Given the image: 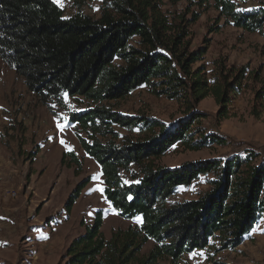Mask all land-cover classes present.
Returning a JSON list of instances; mask_svg holds the SVG:
<instances>
[{
	"label": "trees",
	"instance_id": "1",
	"mask_svg": "<svg viewBox=\"0 0 264 264\" xmlns=\"http://www.w3.org/2000/svg\"><path fill=\"white\" fill-rule=\"evenodd\" d=\"M103 1L99 17L93 18L79 12L64 17L53 0H0V60L43 104L52 100L64 105L65 96H82L93 104L70 112L68 120L87 134L76 136L101 168L105 200L124 218L140 216L139 225L118 228L106 238L98 211L93 224L66 248L64 264H160L165 259L176 264L182 254L207 247L215 236L223 248L238 245L264 215V159L254 163L257 155L250 150L243 157L200 159L177 167L160 166L155 159L177 142L189 150L210 142L224 145V138L193 128L205 114L192 104L211 96L218 106L216 119L229 118L232 102L251 78L259 85L250 115L258 119L264 111V77L222 60L213 63L210 73L202 64L194 66L207 46L188 49L189 20L164 13L162 0ZM211 1L232 25L248 32L262 29L264 6L241 11L232 0ZM140 86L156 96L182 100L188 115L167 125L99 104ZM114 125L137 129L139 137L117 143ZM63 156L77 166L74 152ZM130 164L138 175L127 183L120 170ZM200 174L214 176L207 192L166 203L178 187ZM77 192L76 186L66 201L68 210ZM148 241L153 244L144 254Z\"/></svg>",
	"mask_w": 264,
	"mask_h": 264
},
{
	"label": "rangeland",
	"instance_id": "2",
	"mask_svg": "<svg viewBox=\"0 0 264 264\" xmlns=\"http://www.w3.org/2000/svg\"><path fill=\"white\" fill-rule=\"evenodd\" d=\"M64 17L77 12L97 18L103 0H53ZM237 9L248 11L264 6V0H232ZM161 9L170 15H183L189 35L188 49L207 46L201 62L208 73L216 60L227 66H245L264 77V25L261 30L245 31L219 15L213 2L199 0H162ZM194 15L195 20H191ZM246 88L232 102L229 118L218 121V106L206 96L193 110L205 115L193 126L203 135L215 134L225 139L224 145L207 143L199 150H189L179 142L172 145L155 163L177 167L200 159L243 157L245 151L256 153L254 163L264 159V111L258 119L250 115L253 90L258 82L249 78ZM113 111L131 116H144L167 125L188 115L182 100L156 96L145 86L127 96L99 102ZM93 104L82 96H65L64 105L49 101L43 104L28 91L22 77L0 60V264H64V253L71 241L85 232L101 211V231L108 238L111 232L130 225H139L140 216L124 218L105 200L100 166L81 148L76 133L86 138L68 120L70 112H80ZM113 138L137 139V129L112 126ZM143 134L140 135L142 137ZM101 139V138H99ZM63 141V143H62ZM65 152H74L77 166ZM63 160V162H62ZM77 169V170H76ZM125 182L136 180L134 164L121 169ZM212 174H200L188 185L180 186L167 199L172 205L196 199L210 189ZM77 198L70 209L65 206L76 188ZM12 190L15 196L6 192ZM153 242L142 249L146 254ZM202 253V254H201ZM195 254V255H194ZM160 264H172L165 259ZM175 264V263H174ZM176 264H264V215L258 218L241 243L223 248L217 236L208 246L181 255Z\"/></svg>",
	"mask_w": 264,
	"mask_h": 264
},
{
	"label": "built area",
	"instance_id": "3",
	"mask_svg": "<svg viewBox=\"0 0 264 264\" xmlns=\"http://www.w3.org/2000/svg\"><path fill=\"white\" fill-rule=\"evenodd\" d=\"M6 193H7L9 196H12V197L15 196V194H16V193H15L14 191H12V190L7 191Z\"/></svg>",
	"mask_w": 264,
	"mask_h": 264
},
{
	"label": "snow or ice",
	"instance_id": "4",
	"mask_svg": "<svg viewBox=\"0 0 264 264\" xmlns=\"http://www.w3.org/2000/svg\"><path fill=\"white\" fill-rule=\"evenodd\" d=\"M62 143H63V141H62ZM202 254V253H201ZM195 255V254H194Z\"/></svg>",
	"mask_w": 264,
	"mask_h": 264
}]
</instances>
